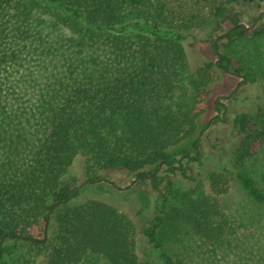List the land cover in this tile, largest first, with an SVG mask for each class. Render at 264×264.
<instances>
[{
	"label": "trees",
	"instance_id": "1",
	"mask_svg": "<svg viewBox=\"0 0 264 264\" xmlns=\"http://www.w3.org/2000/svg\"><path fill=\"white\" fill-rule=\"evenodd\" d=\"M236 1L0 0V264H264V107L234 115L242 137L216 169H201L199 135L170 151L196 132L216 69L254 80L215 41L218 60L190 70L182 43ZM230 20L226 46L247 32ZM114 169L157 191L144 225L80 196ZM231 179L245 216L218 198Z\"/></svg>",
	"mask_w": 264,
	"mask_h": 264
},
{
	"label": "rangeland",
	"instance_id": "2",
	"mask_svg": "<svg viewBox=\"0 0 264 264\" xmlns=\"http://www.w3.org/2000/svg\"><path fill=\"white\" fill-rule=\"evenodd\" d=\"M261 11H264V0H238L228 6L221 19L191 31L182 42L192 71L207 61L218 60V55L212 46V41H215L219 53L228 51L233 62L246 67L254 75V80L251 81L243 74L216 69L213 81L206 91L205 111L197 119L196 132L192 137L170 148V151H176L188 144L194 136L199 135L200 151L203 156L201 169L204 173L206 170H213L225 164L231 150L242 137L232 127L234 115L245 112L254 116L260 107H264V35H252L254 29L262 26V20H256ZM230 18L238 19L247 32L245 37L226 46V39L220 36L230 26ZM219 97L226 105L225 119L212 122V117L217 114L214 103ZM206 122L208 124L202 129ZM95 172L103 180L85 184L80 196L92 193L103 197L124 212L131 214L138 225H144L153 214L154 203L158 198L157 191L148 181L137 180L123 169L96 170ZM73 174L79 183H83L88 177L81 165L73 168ZM173 178L181 184L177 175ZM218 198L232 218L245 216L244 212L249 213L250 200L234 179L229 180L227 191Z\"/></svg>",
	"mask_w": 264,
	"mask_h": 264
}]
</instances>
